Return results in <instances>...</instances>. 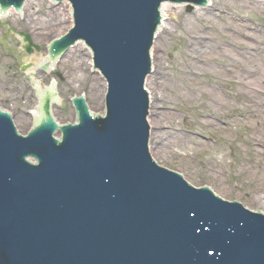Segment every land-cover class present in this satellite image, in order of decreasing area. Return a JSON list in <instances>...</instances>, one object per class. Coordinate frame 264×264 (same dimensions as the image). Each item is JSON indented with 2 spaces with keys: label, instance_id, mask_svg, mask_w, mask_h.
<instances>
[{
  "label": "water",
  "instance_id": "95a60500",
  "mask_svg": "<svg viewBox=\"0 0 264 264\" xmlns=\"http://www.w3.org/2000/svg\"><path fill=\"white\" fill-rule=\"evenodd\" d=\"M23 1L0 0V14L10 6L20 13ZM68 1L74 28L49 44V59L83 40L107 92L82 43L49 76L35 73L43 61H29L23 73L42 86L56 81L59 125L75 122L74 96L102 116L106 92V114L92 119L84 98H73L78 125L58 127L47 92L23 138L14 117L8 112L18 134L0 112V264H264L263 215L191 187L148 154L143 85L158 8L184 1L203 7L207 0ZM70 19L69 8V27ZM151 50L153 70L155 40ZM28 114L36 119L38 112ZM57 130L61 141L52 137Z\"/></svg>",
  "mask_w": 264,
  "mask_h": 264
},
{
  "label": "rangeland",
  "instance_id": "374dc122",
  "mask_svg": "<svg viewBox=\"0 0 264 264\" xmlns=\"http://www.w3.org/2000/svg\"><path fill=\"white\" fill-rule=\"evenodd\" d=\"M215 2H217L216 8L205 7L210 9L206 18L214 25L206 26L207 30L198 32V34L212 36L214 39L212 41L214 43L211 42L213 48L225 45L224 43L230 39L226 37L227 35L234 37L230 40L234 50L241 58L237 57L239 62L230 66L232 71L237 72L243 67L257 68L252 66V63L255 62H259L258 69H261L260 64L264 60V50L253 49L254 43L245 35L256 38V42L264 40V12L249 4L242 7L227 0ZM171 7H174L171 11L172 18L166 17L165 21L166 24H169L171 32L169 35L164 34L157 52L165 73V78L159 79L157 83H163L167 88L164 90L159 86L156 88L161 90L166 99H174L171 101L174 108L166 111V115L171 116L170 119L162 118L163 114L160 115L162 111L156 110L160 116L156 120L161 119L163 123L158 128L153 125L155 108H152L150 104L152 115L151 118H147L150 126V156L156 158L155 162L161 167L180 174L191 186L196 188L206 186L210 190H214V194L218 197L240 201V204L249 211L264 215V207L254 204L256 195L252 191V189L261 190L264 188V144L254 147L249 139V124L247 125L249 121L247 119L244 121L242 117L247 118L250 109L245 108L246 106L239 101L241 98L235 81H229L232 77H238L221 72V68H219L221 63L215 62L213 68H216V72L212 74L209 70L206 72L208 74L204 73L200 78L203 82L209 77L219 78L220 76L222 86L214 84L215 87H218L216 90L219 93L223 91L225 94L229 92L233 94V96L229 95L231 108H226L220 117L216 116L220 122H217L218 127L214 129H206L201 124L202 119L197 116V104L200 102L198 92H192L195 95L194 99L187 97L176 99L175 91L171 90V86L174 83L177 85V82L185 87H196V80L193 77L191 78L192 82L184 85L186 80L179 79V68L186 61L185 54L188 53V36L185 32L183 18L191 17L193 20L196 11L202 9L200 7L188 9V6ZM56 8L46 0H28L21 18L10 11L7 17L0 21V106L14 117L20 135H25L30 130L33 119L28 113H33V108H35V91L30 89V82L26 80V76L20 68L22 66L27 68L29 61H41L37 55L39 53L46 54L47 43L68 30L66 16L63 21L57 22V24L47 23L46 18L53 17L54 19L53 14L58 10ZM60 8L66 15L68 5L63 3ZM178 13V16L174 15ZM34 17L44 19L46 22L41 25L37 34H31L28 29L29 20H33ZM18 33L28 34L32 42L40 49L27 53L25 51L26 44ZM206 44L210 43L206 42ZM247 48H249V52L244 50ZM214 50L218 52L216 49ZM149 88L150 86H148V93L151 90ZM260 110L263 111L261 108ZM221 122L227 125L226 131L222 130L226 128L220 125ZM189 132H198L202 136H195ZM151 133H157V139L153 140ZM172 135H182L184 142L174 146L173 142L175 141ZM158 149L163 153L159 154ZM249 180H252V185L248 186L242 183Z\"/></svg>",
  "mask_w": 264,
  "mask_h": 264
},
{
  "label": "bare ground",
  "instance_id": "6f19581e",
  "mask_svg": "<svg viewBox=\"0 0 264 264\" xmlns=\"http://www.w3.org/2000/svg\"><path fill=\"white\" fill-rule=\"evenodd\" d=\"M50 1V0H46ZM217 0H209L208 6L212 8L217 7ZM226 1V0H223ZM230 3L234 2L236 4L241 5L242 7L245 6V4L252 5L253 7L257 8L259 11L264 12V0H227ZM28 3V1H27ZM174 7L171 6H165L160 8V12L162 14V22L160 26V32H157L155 35V50H154V61H153V70L152 74L148 76L147 78V84L150 86V102L152 108H155L154 110V127H158L159 125H162L161 119H158L160 116H158L159 112H156V110L162 111L160 115L163 114L162 118H168L170 119L171 116L166 115V111L169 109H173L172 102L174 99H166V97L162 94L161 90L166 89L167 87L163 83H157V81L160 79L165 78V73L163 72V66L161 64V58L159 55H157L158 50L160 49V41L163 40L164 34L169 35L171 32V28H169V24H166L165 21L167 18H172L171 11ZM181 8V7H178ZM58 9V10H57ZM56 12H54V19L53 17L46 18L47 23L51 24L54 22L57 24V22L63 21L64 17L66 16V22L68 23L67 27H69V7L67 10V14L65 15L63 12V9L60 7L56 8ZM210 12V9H201L197 10L196 13L193 15V20L191 17H185L183 18V24L186 27V35L188 40V47L187 51L188 53L185 54L186 61L183 63V65L179 68L180 75L179 79L184 78L186 81H184V85L188 84V82H192L193 79L196 80V87L191 88L190 86H183L181 83L177 82V85L175 83L171 86L172 89L175 92L176 99L178 98H191L194 99L195 95H193L192 92H198L200 102L197 104L198 112L197 116L198 118L202 119L201 124L206 129H214L215 127H218V121L219 119L216 116H221L222 113L225 111L226 108L230 107L229 100L231 99L230 96H233L230 92L228 94H225L223 91L219 93L215 87L214 84H219L222 86L221 78L218 77H209L205 81L202 82L200 79L204 73L207 71H211L210 73L216 72V68H213V63H221L220 67L221 72H224L227 75H235L238 78H230V82H234L237 85V91L239 92V96L241 101L246 107L249 108L250 111L247 113V118L242 117L245 121L246 119L249 121L247 122V125L249 124V139L253 143L254 147L260 146V144H264V60L263 63L260 64L261 69H258L259 62L252 63V66H255L257 68H247L243 67L238 69L237 72L232 71L230 69L231 65L237 64L239 62L238 58H241L236 50H234V47L232 45V41L230 39H234L233 36L227 35L226 37L229 39V41L225 42L223 46L213 48V45L211 42L214 40L212 36H204L198 34V32H204L206 29V26L208 25H214L212 21H210L208 18H206L207 14ZM175 16H178V14H174ZM30 25L28 27L31 34H37L39 33L38 30H40V27L42 24H45L44 19L35 18L33 20H29ZM32 27V28H30ZM184 27V28H185ZM191 33H188V32ZM195 31V32H194ZM194 32V34H193ZM218 32L220 33V30L218 28ZM241 30L239 31L240 34ZM217 33V32H216ZM253 33V31H252ZM238 34V31H237ZM225 36V35H224ZM246 38H249L250 41L254 43L253 49H257L258 51L264 50V40H258L256 42V38L245 35ZM206 42L210 44H206ZM214 43V42H212ZM218 52H215V50ZM248 50L249 48L244 49ZM247 52V51H246ZM216 56H214V54ZM41 58V61L47 62L45 53H39L37 55ZM238 57V58H237ZM223 59V61H222ZM249 64V63H247ZM251 64V63H250ZM235 72V73H234ZM234 73V74H233ZM208 74V73H206ZM193 77V79H191ZM234 78V79H233ZM191 79L190 81H188ZM221 79V80H220ZM156 86H159L156 88ZM230 95V96H229ZM167 104V107L165 105ZM155 105V107H154ZM161 108V109H160ZM263 109V111L260 110ZM35 113V111L33 112ZM152 115V112H151ZM252 121V122H251ZM220 122V121H219ZM151 123V120H150ZM152 124V123H151ZM233 124V122H231ZM220 125L225 126L226 129H222L223 131H226L227 125L224 124V122H221ZM166 133V132H165ZM195 134V136H202L201 133H192ZM157 133H151V138L153 140L157 139ZM173 145H179L182 144L183 138L182 135H172ZM204 137V136H203ZM159 154H162L163 152L158 149ZM245 185H252V180L244 181L242 182ZM254 195H256L255 200L253 201L254 204H259L264 207V188L261 190L252 189Z\"/></svg>",
  "mask_w": 264,
  "mask_h": 264
}]
</instances>
